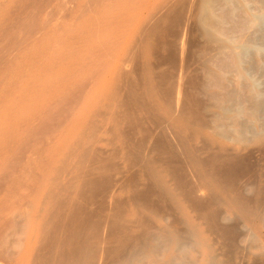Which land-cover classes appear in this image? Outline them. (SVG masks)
<instances>
[{"label":"bare ground","instance_id":"bare-ground-1","mask_svg":"<svg viewBox=\"0 0 264 264\" xmlns=\"http://www.w3.org/2000/svg\"><path fill=\"white\" fill-rule=\"evenodd\" d=\"M223 1L0 0V264H264L261 63Z\"/></svg>","mask_w":264,"mask_h":264},{"label":"rangeland","instance_id":"rangeland-1","mask_svg":"<svg viewBox=\"0 0 264 264\" xmlns=\"http://www.w3.org/2000/svg\"><path fill=\"white\" fill-rule=\"evenodd\" d=\"M254 1V2H253ZM261 1V0H260ZM263 1V2H262ZM260 3H259V1L258 0H246L245 2H244V0H224L222 3H220V4H218L217 6H216V9H215V13H217L216 15H220V16H223V13H224V15L226 14V16H227V18H225V21H223V23H222V26L223 27H226L227 28V34H228V36H227V38L229 39V37H230V39L232 40V41H234L233 40V37L234 38H236L235 40H239L240 38L242 39V40H246L247 42H249L248 44V46L249 47H247L244 51H243V60H247V58H251V56H252V53H256V56H257V59H258V61L261 63V69L260 68H258V67H256V68H258V70L255 68H253V69H251V70H248V72H249V74L251 75V76H249L248 77V75H245V77L247 78V79H256V80H254V81H257L256 83L257 84H259L260 85V87H262V88H264V61H261L262 59L264 60V0H262ZM234 4H233V3ZM256 2V3H255ZM235 3H237V5L235 4ZM222 4V5H221ZM257 4H259V5H257ZM219 5H221V6H219ZM237 7H236V6ZM252 5V6H251ZM261 5H262V7H261ZM219 6V7H218ZM257 6V7H256ZM218 7V8H217ZM240 7V8H239ZM226 8V9H225ZM234 8V9H233ZM239 8V9H238ZM261 8V9H263V10H261V11H263V12H260V10L259 9ZM237 9V10H236ZM226 11V12H225ZM229 11V12H228ZM243 11V12H242ZM244 11H248L249 12V14L251 13V15L254 17H256V18H253L252 17V20H249L246 16L244 17L245 19H243V17L241 18V16H242V14L243 15H245V13H244ZM253 11V12H252ZM255 11V12H254ZM241 12V13H240ZM257 12V13H256ZM220 13V14H219ZM228 13V14H227ZM238 13V14H237ZM240 13V14H239ZM222 14V15H221ZM235 14H236V16H235ZM223 17H225V16H223ZM228 17H229V19H228ZM240 18V19H239ZM232 19V20H231ZM242 19V20H241ZM247 20H249V22L247 21ZM253 20H254V22H255V24H254V22H253ZM256 20V21H255ZM258 20V21H257ZM236 21V22H235ZM244 21H245V23H244ZM251 21V22H250ZM248 22V23H247ZM242 24V25H241ZM253 24H254V26H253ZM244 25H246V26H244ZM255 25H257V26H255ZM243 26H244V28H243ZM228 27H229V29H228ZM255 27V28H254ZM236 28V29H235ZM247 28V29H246ZM228 30H230V31H228ZM242 30V31H241ZM248 31V32H247ZM240 32V33H239ZM241 33H243V34H241ZM250 33V34H249ZM253 33V34H252ZM241 34V35H240ZM240 35V36H239ZM254 37H253V36ZM191 36V35H190ZM239 38H238V37ZM244 38H242V37ZM247 37V38H246ZM195 40H193V39ZM261 38V39H260ZM190 40H192V43H193V41H194V43H193V46L195 45V42H196V36H195V34H193L191 37H190ZM229 41V40H228ZM257 41V42H256ZM172 42V41H171ZM173 43H174V41H173ZM179 47V44H174V48H176L175 49V51L177 50V49H179L178 48ZM247 50L249 51L248 53H247ZM179 51V50H178ZM178 51H176V52H178ZM251 51V52H250ZM180 52V51H179ZM259 52V53H258ZM177 54V53H176ZM179 55H180V53H178ZM178 54H177V56H178ZM259 54H261V55H259ZM224 56H226V58L228 57V55L226 54V55H224ZM223 55L221 56V57H224ZM225 57H224V59L221 61V59H220V61H221V64H223V62H224V60L226 59ZM228 59V58H227ZM228 62L229 60H225V62ZM244 62V61H243ZM228 64H229V62H228ZM224 65V64H223ZM173 69V68H172ZM220 69H221V67H220ZM260 69V70H259ZM170 71L172 72L173 70H171L170 69ZM263 72V73H262ZM252 73H253V75H252ZM263 77H262V76ZM230 76V77H229ZM228 76V79L230 78V80H229V82H231L232 83V86L234 85V87H235V84H237L238 83V81H239V83H241L242 81L241 80H239L238 79V77L236 76V74H234V73H231L230 75ZM216 80H217V78H216ZM215 79H214V82H212L213 83V85L216 87H214L213 89V91L217 94V97H218V95L221 93V89H219L220 87H218L217 85H215L216 84V82H218V84H219V81H216ZM228 81H226V83L227 84H229V87H232L231 85H230V83H229ZM233 83H235V84H233ZM243 83V82H242ZM241 86V85H240ZM240 86H238L236 89H238L237 91H236V95L238 94V96L239 97H237V98H239L240 99V97L242 98V97H244V93H242V90L244 89L243 88V85H242V88L240 89ZM217 92H220L219 94L217 93ZM216 94H215V97H216ZM241 95V96H240ZM241 101L243 100L244 101V99L242 98V99H240ZM240 100H239V102H240ZM242 101V102H243ZM240 115H243L242 116V120H243V118H244V116L246 117L247 115L245 114V112H243V113H241ZM241 117V116H240ZM241 119V118H240ZM245 119V121H247L246 119L247 118H244ZM253 125H257L258 124V122L255 120V121H253V122H251ZM249 163V161L247 162V164ZM250 165V164H249ZM248 165V166H249ZM262 181L263 182H261L260 183V185H262L263 187H264V176L262 177ZM263 235V238H264V234H262Z\"/></svg>","mask_w":264,"mask_h":264}]
</instances>
